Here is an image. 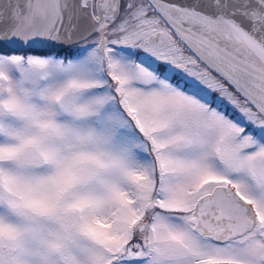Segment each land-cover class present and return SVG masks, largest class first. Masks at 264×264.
I'll list each match as a JSON object with an SVG mask.
<instances>
[{
	"label": "snow or ice",
	"instance_id": "obj_1",
	"mask_svg": "<svg viewBox=\"0 0 264 264\" xmlns=\"http://www.w3.org/2000/svg\"><path fill=\"white\" fill-rule=\"evenodd\" d=\"M0 264H264V0H0Z\"/></svg>",
	"mask_w": 264,
	"mask_h": 264
},
{
	"label": "rangeland",
	"instance_id": "obj_2",
	"mask_svg": "<svg viewBox=\"0 0 264 264\" xmlns=\"http://www.w3.org/2000/svg\"><path fill=\"white\" fill-rule=\"evenodd\" d=\"M229 111H231V109H229Z\"/></svg>",
	"mask_w": 264,
	"mask_h": 264
}]
</instances>
